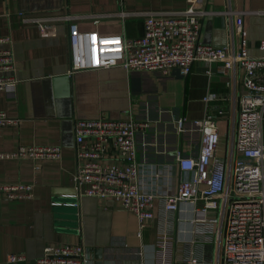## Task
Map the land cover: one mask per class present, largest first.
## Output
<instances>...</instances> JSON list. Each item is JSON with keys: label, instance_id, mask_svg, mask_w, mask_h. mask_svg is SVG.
Wrapping results in <instances>:
<instances>
[{"label": "crops", "instance_id": "crops-1", "mask_svg": "<svg viewBox=\"0 0 264 264\" xmlns=\"http://www.w3.org/2000/svg\"><path fill=\"white\" fill-rule=\"evenodd\" d=\"M185 9L206 11L201 22L204 42L238 49L246 30L248 53L264 57L260 48L264 0H0V36L12 40L18 80L15 91L0 90V111L18 119L0 126V150L23 144L61 147L60 158H0V183L33 184L30 198H0V264H36L50 242L83 243L91 249L89 264H154L158 217L149 219L139 235L137 216L119 200L68 195L74 191V174L83 162L76 153L74 121L150 117L156 127L147 135L139 134L140 143L150 142L140 144L139 153L148 161L165 162L176 159L177 149L192 147L190 133L176 130L174 118L215 113L224 154L234 128L237 98L244 89L239 86L236 100L230 96L229 76L219 73L220 63L196 62L189 74L180 69L167 75L128 71L121 66L71 73L70 24L52 18L75 16L81 30L134 39L144 32V17L136 12ZM24 16L47 21L41 27L24 23ZM208 92L227 98L207 106L203 97ZM185 225L192 228L188 222ZM177 227L178 243L188 255L204 257L213 249L210 244L193 243L191 231L184 232L182 223ZM99 248L103 257L96 256ZM11 253L24 254L26 259L10 261Z\"/></svg>", "mask_w": 264, "mask_h": 264}, {"label": "built area", "instance_id": "built-area-1", "mask_svg": "<svg viewBox=\"0 0 264 264\" xmlns=\"http://www.w3.org/2000/svg\"><path fill=\"white\" fill-rule=\"evenodd\" d=\"M136 13L144 17V32L134 39L119 33L81 30L75 16L52 18L70 24V72L121 66L128 71L167 75L180 69L189 74L196 62L220 63L219 73L229 76L226 85L230 96L235 95L236 100L239 86L244 89L237 98L234 128L223 154L215 113L176 117L173 127L190 133L192 147L189 151L177 149L174 161L158 162L148 161L139 153L140 144L150 143H140L139 134L147 135L156 127L152 118L77 119L73 126L75 148L83 162L74 174V191L68 195L119 200L137 216L139 235L149 219L158 217L154 264H264V57L248 53L246 30L242 31L238 49L204 42L201 22L206 11ZM22 21L42 27L47 20L24 16ZM11 42L9 36H0V90L7 92L15 91L18 85ZM260 48L264 50V39ZM226 98L208 92L203 101L209 106ZM17 122L0 111V126ZM21 157L60 158L61 147L23 144L15 150H0V158ZM32 195L31 183H0V198ZM60 203L53 201L55 205ZM186 222L191 229L186 228ZM178 223L185 226L184 232L191 231L193 243L210 244L213 249L204 257L188 255L178 243ZM25 259L21 253L9 255L10 261ZM92 259L91 249L81 242H50L35 262L89 264Z\"/></svg>", "mask_w": 264, "mask_h": 264}, {"label": "water", "instance_id": "water-1", "mask_svg": "<svg viewBox=\"0 0 264 264\" xmlns=\"http://www.w3.org/2000/svg\"><path fill=\"white\" fill-rule=\"evenodd\" d=\"M96 256L98 257H103V253H102V249H98L97 252H96Z\"/></svg>", "mask_w": 264, "mask_h": 264}, {"label": "rangeland", "instance_id": "rangeland-1", "mask_svg": "<svg viewBox=\"0 0 264 264\" xmlns=\"http://www.w3.org/2000/svg\"><path fill=\"white\" fill-rule=\"evenodd\" d=\"M221 145H225V142L221 141ZM220 152H222V151L220 150Z\"/></svg>", "mask_w": 264, "mask_h": 264}]
</instances>
